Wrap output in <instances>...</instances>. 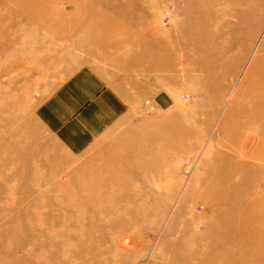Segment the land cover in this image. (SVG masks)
I'll return each mask as SVG.
<instances>
[{
	"label": "rangeland",
	"instance_id": "obj_1",
	"mask_svg": "<svg viewBox=\"0 0 264 264\" xmlns=\"http://www.w3.org/2000/svg\"><path fill=\"white\" fill-rule=\"evenodd\" d=\"M146 2L115 3L117 10L134 12ZM183 3L154 0V14L142 10L136 15L116 14L113 5H102L85 16L92 4L87 1L71 25L106 23L107 32L118 35L106 36L111 38L106 48L94 41L96 31L89 37L60 38L34 28L12 41L1 39L0 264H165L174 253L188 255L186 245L192 254H216L202 264L218 258L216 264H264V226L250 228V193L245 180L240 181L244 171L238 173L241 167L229 162L224 171L239 175L233 183L225 175L219 179L213 169L219 154L207 153L249 68L260 58L264 69V40L259 43L264 0H220L196 10ZM241 12H251L250 19L240 22ZM189 14L198 18L195 30L219 33L215 44L223 48L219 55L224 61L186 73L180 66L179 72L147 69L148 55L154 69L159 67L158 40L167 41ZM204 17L214 21H201ZM82 70L121 94L144 96L125 122L76 155L44 128L36 111ZM188 129L195 133L183 139L182 131ZM227 130L225 136L232 132ZM220 153L236 159L226 150ZM254 165L262 166L261 160ZM84 198L104 209L93 227L91 208L78 205ZM134 212L146 214L143 229L142 224L124 234V224L115 229L135 218ZM219 231H228L233 243L222 237L211 248ZM193 235H205L198 247L192 244ZM165 245L167 251L161 249Z\"/></svg>",
	"mask_w": 264,
	"mask_h": 264
},
{
	"label": "bare ground",
	"instance_id": "obj_2",
	"mask_svg": "<svg viewBox=\"0 0 264 264\" xmlns=\"http://www.w3.org/2000/svg\"><path fill=\"white\" fill-rule=\"evenodd\" d=\"M87 1L92 4L91 9H88L87 13L84 14L85 16H90L92 13H95L96 9H98L102 5H110L111 7L113 5V11L116 14L125 12V14L129 13L136 15L137 12L142 10H146L148 11V13L154 14V0H148L146 4L144 3L145 5H143V3H141L142 5L138 4L136 7H134V12L131 11L130 8L126 10H117V8L120 6H117V3L115 2L118 0H0V41H2V38H6L9 39V41H12L19 36L21 37V35H25L29 30L34 28L36 30L46 32V34H50L53 37L60 38L76 34H80L83 37H89V33H93V31H96L98 34H96V38H94V41L97 44H100L101 48H106L108 46V40L111 39L109 36H106L110 34H112L113 36L117 35L116 31H111L110 33L107 32L106 23L90 21L84 24L78 23L80 24L78 25V27H74L73 25H71V21L79 16L78 8L87 4ZM123 1L128 2L131 0ZM218 1L220 0H180V2H184L183 4L193 6L195 10L199 8L203 9L206 7L209 8L211 6H215L218 4ZM69 7L72 9L71 12L67 14V16L62 15L63 11L65 12V10ZM250 17L251 12H241L237 14V19L240 22L241 20H248L250 19ZM202 20H204L206 23L211 24V22L214 21V18L204 17L201 18V21ZM197 21V17L191 18L189 14L187 16V21L180 24L179 27H176V30L173 31V34H169L170 37L167 41L158 40L156 53L157 59H159V67L157 69H154V58L153 56L148 55L149 62L147 69H153V73L154 70L158 72L168 73V71L179 72L178 66H180V71L186 73V71L191 68H195L196 66L198 67L207 64H213V62H223L224 58H221V56L219 55L223 48L221 49L220 46L215 44V40L218 38L219 33H211L210 31L201 29L195 30V27H193V22L196 23ZM241 27L242 24L239 30L241 29ZM261 41L262 40L260 38L259 43ZM257 47L254 49L255 52L257 50ZM146 52L148 54V48L146 49ZM262 66L263 64L261 62V59L259 58V60L253 63V65L249 68L248 73L243 77V81L240 84L234 103H230L228 109L224 113V117L219 122V124L216 125V141L212 142V145L210 144V147L207 148V153L212 157H215L216 154H219L218 157L213 160V169L214 172L217 171L219 179L225 175L226 182L233 183L236 179V176L239 175L236 174L237 172L235 171H231L228 173L224 171L222 167H224V164L229 162H232V164H235V166L237 167H241L238 173L240 171H244V175H240V181L245 180V185L248 187V191L250 193V205L247 206L246 210L250 214V228H256L257 230L258 228H262V226H264V69H262ZM219 80H216V82H218ZM213 82L215 81L213 80ZM227 128L232 131L230 134L228 133L229 136H225V132L228 131ZM193 131L191 129L182 131L183 139L188 138L190 135H193L195 133ZM220 137L223 138L220 139ZM242 138H245V140L243 144H239V141H241ZM225 150L229 152L230 155L236 157V159L238 160L232 158L231 156L228 157L226 153L220 155V152H224ZM31 154L32 152H24L25 156H30ZM1 157L2 156L0 154V165L3 162ZM260 160L262 162V166H255L254 161ZM7 173L9 174L10 171H8ZM6 180V177L1 178V181L3 183L7 182ZM78 205L91 208V221L89 222L91 227H93L94 225L93 222L95 218L98 216L100 217L99 214L104 212V209L99 207L101 204H91L89 202V199L87 198H84V200L81 201ZM127 212H130V210ZM123 213L124 212H122V214ZM134 215L135 218L131 219L130 221L127 220L128 223L125 224V222H121L122 224L120 225L116 224L118 226H116L115 229H117V227L122 228L123 224L124 226L122 230L120 228L123 234L128 232L132 228L140 226L141 224L143 229L146 222L143 216H146V214L143 212L140 214L138 212H134ZM79 225H81V223H78V226ZM2 228L0 229V231L2 230ZM209 228H216V226L214 225L213 227L211 226ZM80 229L82 231L81 227ZM214 231H217V229H214L211 232ZM114 232H117V230H115ZM251 233L253 235V240L255 238V234L253 233V231H251ZM77 237L81 238V234H77ZM203 237H205V235ZM203 237L198 238L197 235H193L192 240L194 242L192 244L198 247L203 242ZM222 237H224L225 241L229 242L230 244L233 243L231 242V240H233L231 239L232 235L229 234L228 231L224 233L223 231H219L217 238H215L210 247L212 248L218 246L219 241H222ZM167 246L168 245H165V247L161 249L165 248L164 250L167 251ZM176 248L178 250L181 249V245L178 244ZM184 250H186V253L188 255L179 257L178 254L174 253L169 257L167 256L168 258L165 264H202V262L206 261L207 258L211 259L214 255H216L212 252H209V254L204 252L198 253V255L192 254L188 250L187 245L184 247ZM123 253L126 254V251H123ZM82 256L83 255L78 256V258H81ZM218 260L219 258L217 260H214L213 263L216 264ZM83 264L86 263L83 262Z\"/></svg>",
	"mask_w": 264,
	"mask_h": 264
},
{
	"label": "crops",
	"instance_id": "obj_3",
	"mask_svg": "<svg viewBox=\"0 0 264 264\" xmlns=\"http://www.w3.org/2000/svg\"><path fill=\"white\" fill-rule=\"evenodd\" d=\"M143 94H121L87 70L68 78L36 111V118L74 154L87 151L138 108Z\"/></svg>",
	"mask_w": 264,
	"mask_h": 264
},
{
	"label": "built area",
	"instance_id": "obj_4",
	"mask_svg": "<svg viewBox=\"0 0 264 264\" xmlns=\"http://www.w3.org/2000/svg\"><path fill=\"white\" fill-rule=\"evenodd\" d=\"M168 15V14H167ZM264 38V32L262 33V36H261V39H263Z\"/></svg>",
	"mask_w": 264,
	"mask_h": 264
}]
</instances>
